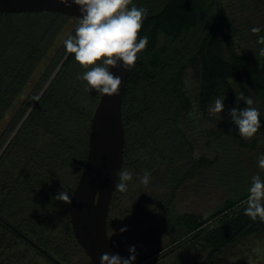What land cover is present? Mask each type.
Masks as SVG:
<instances>
[{
	"label": "trees",
	"instance_id": "obj_1",
	"mask_svg": "<svg viewBox=\"0 0 264 264\" xmlns=\"http://www.w3.org/2000/svg\"><path fill=\"white\" fill-rule=\"evenodd\" d=\"M132 2L148 10L138 38L149 37L129 67L121 103V172L134 179L127 192L114 189L107 231L117 220V231L132 227L149 241L165 234L176 244L169 252L192 234L218 256L264 224L244 214L248 176L261 169L243 174L264 152V45L257 43L264 0ZM78 23L54 11L0 13V264H20L22 249L66 263L74 249L83 251L69 203L54 198L60 191L71 195L77 184L101 94L86 91L77 74L87 68L63 45ZM241 92L261 113L262 128L247 139L229 115L245 106L237 102ZM223 95V112L212 113ZM194 101L198 120L189 116ZM145 169L152 174L148 186L139 182ZM201 187L220 194L203 222L174 208L179 192L197 194ZM213 219L215 225L195 231Z\"/></svg>",
	"mask_w": 264,
	"mask_h": 264
},
{
	"label": "clouds",
	"instance_id": "obj_2",
	"mask_svg": "<svg viewBox=\"0 0 264 264\" xmlns=\"http://www.w3.org/2000/svg\"><path fill=\"white\" fill-rule=\"evenodd\" d=\"M62 3L66 6L81 5L79 10L82 18H79L75 34H70L63 40L66 51L75 54V61L87 68L82 75L77 74V79L86 82V91L91 92L94 89L110 97L117 94L121 77L114 75L109 66H134L137 54L146 48L149 41L147 35L138 38L148 10L138 7L132 0H62ZM251 31L259 33L261 29L253 27ZM257 43L264 45V35L258 36ZM260 55L264 56V47L260 49ZM236 97L237 102L244 101L245 106L233 107L229 115L239 135L246 139L252 138L262 128L260 110L253 106V98L245 97L243 92ZM224 99V95L215 98L210 111L221 115ZM199 115L194 101L193 111L189 116L198 120ZM257 163L264 169V152L258 154ZM116 175L119 182L114 184L115 189L122 193L127 192L129 183L134 179L133 173L125 170ZM151 179V170L145 169L139 177V182L148 186ZM247 191L244 214L253 221L259 219L264 222V179L259 174L253 175ZM72 195L60 191L54 198L70 203ZM125 231L126 226L119 229L120 233ZM128 253L126 258L118 253H104L100 257V264H134L138 255L136 246H130Z\"/></svg>",
	"mask_w": 264,
	"mask_h": 264
},
{
	"label": "water",
	"instance_id": "obj_3",
	"mask_svg": "<svg viewBox=\"0 0 264 264\" xmlns=\"http://www.w3.org/2000/svg\"><path fill=\"white\" fill-rule=\"evenodd\" d=\"M79 4L66 6L62 0H0V13L54 11L82 18ZM110 67L121 77L118 93H101L94 108L88 134L87 157L79 179L72 191L69 217L74 237L92 264H100L104 253H116L107 231V217L121 172L125 134L121 103L129 67ZM45 254L46 251L39 250Z\"/></svg>",
	"mask_w": 264,
	"mask_h": 264
},
{
	"label": "rangeland",
	"instance_id": "obj_4",
	"mask_svg": "<svg viewBox=\"0 0 264 264\" xmlns=\"http://www.w3.org/2000/svg\"><path fill=\"white\" fill-rule=\"evenodd\" d=\"M244 157H247V155H244ZM247 168L248 169H244L243 174H249L254 170L256 171V169L260 170L261 168L258 166L257 158L255 165L248 166ZM263 170L264 169H261L259 172L256 171L254 175H260ZM252 176L253 175L248 176L249 181H251ZM214 191L216 190L212 189L211 193H204L201 187V189H198L197 194H194L187 188L185 190L183 189L177 195L174 208L178 213H195L198 215V219H201L203 222L208 216L206 213H209L206 212V210H213L217 204L220 203V199H218L220 194ZM114 213L115 211L110 213V220L113 218ZM211 222L214 223V219ZM116 223H118L117 220L114 221V225H112V229L109 232L116 253L126 258L129 255L128 248L135 245L138 255L134 264H264V224L251 233H248V235L238 239L236 243L229 246L220 255L214 256L210 255L211 248L205 241H202L201 238L193 241V246L188 244L185 245L184 249L179 247L169 252V249L176 246V244H169L168 236L165 234L149 241L146 237L144 238L141 230L132 227L128 232L120 233L115 229ZM204 224L205 222L197 231L204 227ZM116 232L119 233L117 234ZM23 250L24 249H22L20 253L23 262L21 261L20 264H55L42 254L39 255V253L33 249H27V252ZM60 263L92 264L84 252L77 248L69 253V261L67 263Z\"/></svg>",
	"mask_w": 264,
	"mask_h": 264
},
{
	"label": "flooded vegetation",
	"instance_id": "obj_5",
	"mask_svg": "<svg viewBox=\"0 0 264 264\" xmlns=\"http://www.w3.org/2000/svg\"><path fill=\"white\" fill-rule=\"evenodd\" d=\"M211 221H212V220L206 221V222H205L206 225L204 224V227L210 226V224H208V223H212ZM198 228H199V227H198ZM198 228H196L195 231H197ZM195 231H194V232H195ZM108 235H109V233H108ZM191 236H192V237L188 236L186 239H184V240L182 241V242H185V243H183V244L180 245L181 248L184 249L185 245H188V244H190V246H193V241L197 240L198 237L195 238V237H193L194 235H192V234H191ZM109 238H110V235H109ZM110 240H111V242H112V239H111V238H110ZM112 244H113V243H112ZM113 245H114V244H113ZM115 250H116V249H115ZM35 251L41 254V251H38V250H35ZM45 254H46V253H45ZM45 254H44V255H45ZM45 257H46V256H45ZM47 259H49L50 261H53L55 264H61L59 261H57V260H55V259H53V258H47ZM88 259H89V258H88ZM149 259H150V258H149Z\"/></svg>",
	"mask_w": 264,
	"mask_h": 264
},
{
	"label": "crops",
	"instance_id": "obj_6",
	"mask_svg": "<svg viewBox=\"0 0 264 264\" xmlns=\"http://www.w3.org/2000/svg\"><path fill=\"white\" fill-rule=\"evenodd\" d=\"M22 262H23V260H22ZM16 264H19V263H16Z\"/></svg>",
	"mask_w": 264,
	"mask_h": 264
}]
</instances>
